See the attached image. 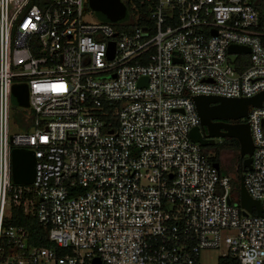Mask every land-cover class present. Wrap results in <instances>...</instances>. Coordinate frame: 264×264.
Segmentation results:
<instances>
[{"label":"built area","instance_id":"2783aa9c","mask_svg":"<svg viewBox=\"0 0 264 264\" xmlns=\"http://www.w3.org/2000/svg\"><path fill=\"white\" fill-rule=\"evenodd\" d=\"M83 1L0 0V264H199L204 248L264 264V99L236 119L259 213L189 135L191 95L264 90V0H138L147 17L128 30L83 19ZM16 83L26 106L11 101ZM12 105L28 108L19 131ZM14 146L33 151L30 182L12 180ZM12 206L55 246L29 243Z\"/></svg>","mask_w":264,"mask_h":264},{"label":"water","instance_id":"95a60500","mask_svg":"<svg viewBox=\"0 0 264 264\" xmlns=\"http://www.w3.org/2000/svg\"><path fill=\"white\" fill-rule=\"evenodd\" d=\"M96 16L101 20L114 21L123 15L120 0H87ZM113 48V41L108 46L109 56ZM228 51H247L244 45L229 44ZM196 112L199 117L198 125L189 130V135L200 145L211 144L214 136L227 135L234 137L238 142V152L242 156V165L248 167L249 154L252 149L251 137L246 121H224V119H237L246 116L247 106L259 105L264 99V90H259L249 96H224L214 94L191 95ZM11 101L14 104L27 105V89L25 83H16L11 88ZM264 123V119L262 120ZM34 155L30 148L14 146L10 150L11 177L15 182H30L34 172ZM217 166V162H214ZM238 202L240 206L251 210L254 206L257 213L261 206L257 199L252 198L244 188L242 173L238 178ZM92 264H101L97 257H92Z\"/></svg>","mask_w":264,"mask_h":264},{"label":"trees","instance_id":"16d2710c","mask_svg":"<svg viewBox=\"0 0 264 264\" xmlns=\"http://www.w3.org/2000/svg\"><path fill=\"white\" fill-rule=\"evenodd\" d=\"M130 1H131V6L129 7L130 9H128L127 8L128 6H126V4H124V2L120 0L123 7V12L124 9L127 8V10L132 14V19L118 24L113 23V21H109L111 24L112 23L115 24L116 28H123L125 30H128L131 24H134L136 22H141L144 19H146L148 13V7L143 4H140L138 0H130ZM135 11L138 12L136 17L133 15ZM120 16H122V14ZM25 126L26 124H24V127ZM201 150L204 153H208L210 159L213 162H217L218 166H219L220 158L224 153L234 152L233 154L235 155L237 164H236V175L233 179H231V187H232L233 196H235L234 199L238 200V180H239L238 178H239V174L242 173L244 166L242 165V156H240L238 152L237 140L235 139V143L228 147H225L224 145L219 143V141L216 143L213 142L211 144L201 145ZM6 220L11 224H22L23 226H25L28 232L29 243L45 245V246H55L54 243L47 238L46 230L43 227H41V225H39V223L35 220L33 216L24 213L20 207L12 206L10 208V215L6 218ZM56 250L58 253L64 252L63 248L56 247ZM216 264H227V263L223 258L222 259L220 258Z\"/></svg>","mask_w":264,"mask_h":264},{"label":"rangeland","instance_id":"374dc122","mask_svg":"<svg viewBox=\"0 0 264 264\" xmlns=\"http://www.w3.org/2000/svg\"><path fill=\"white\" fill-rule=\"evenodd\" d=\"M127 8L130 9L129 7L131 6V1L130 0H122ZM125 6V8H126ZM82 18L88 21H97L98 17L96 16L94 10L89 6L87 0L83 1V6H82ZM126 9H124L123 15L113 21V23H122L126 22L132 19V14ZM112 25L115 27L116 25ZM22 112H28V108H21L20 106L17 105H12L11 106V113H10V130L11 131H19V123L21 122L22 116L20 114ZM241 119H244V116H241ZM214 142L221 143L225 147H228L230 145H233L235 143L234 137L227 136V135H216L213 137ZM234 152L230 153H224L219 161V171L221 174H228V175H236V158L235 155L233 154ZM233 179V178H232ZM235 198V196L233 197ZM235 200V199H234ZM217 255H218V250L215 248H204L201 249L198 255V263L199 264H216L217 261Z\"/></svg>","mask_w":264,"mask_h":264},{"label":"flooded vegetation","instance_id":"af4514ba","mask_svg":"<svg viewBox=\"0 0 264 264\" xmlns=\"http://www.w3.org/2000/svg\"><path fill=\"white\" fill-rule=\"evenodd\" d=\"M236 119L232 120V119H224V121H235Z\"/></svg>","mask_w":264,"mask_h":264}]
</instances>
